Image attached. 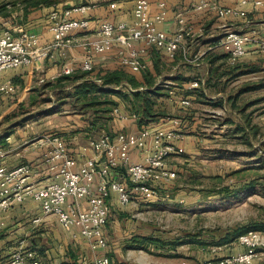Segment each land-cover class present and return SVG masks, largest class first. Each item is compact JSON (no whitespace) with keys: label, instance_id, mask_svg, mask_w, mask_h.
<instances>
[{"label":"crops","instance_id":"1","mask_svg":"<svg viewBox=\"0 0 264 264\" xmlns=\"http://www.w3.org/2000/svg\"><path fill=\"white\" fill-rule=\"evenodd\" d=\"M200 1L202 0H164L163 20L157 24V28L168 33L175 32L178 28V17H182L184 23L190 28L191 34L185 37L180 45L181 49L177 52V57L181 61L176 62L167 59L165 54L157 47L146 49L141 57V61H143L146 68L152 73L154 70L153 62L160 63L164 61L165 63H171L170 72L159 75L156 84L166 79L165 82L167 83L164 86H167L166 84L177 85L178 81L176 82L172 77L178 74L187 78L192 77L193 79L190 81H198L197 87L189 88L188 84L190 81L180 83L181 87H171L169 93L172 95L169 96V100L173 103L176 102L177 105L179 99L181 101L188 99L190 102L189 106L195 105V102H203L201 100L202 97L208 99L219 98L225 102L226 99L223 97L222 92L225 91L229 83L240 79L242 76L257 72L264 73V52H259L256 45L249 44L247 53L235 66L229 63L228 56L221 47L223 35L227 31H254L256 36H261L264 33V4L255 5L254 2L258 0H203L216 2L219 6L223 7H236L243 13L239 17L220 18L212 9H194L193 5ZM84 2L87 3L88 1ZM149 2L150 16L153 17L160 10L157 5L158 0H149ZM88 3H91V7L85 13L74 12L71 16L74 18H88L90 20L89 27L85 31L72 34L76 42L66 48L63 54L55 53L54 57L51 58L36 59L31 64L0 71V86L9 82L17 88L16 94L12 97L0 93L1 158L9 168L23 163L30 164L32 166V174L29 177V181L32 183L43 184L51 179L46 165L41 160L42 153L47 148V145L43 144L44 138L48 134L54 133L60 136L65 141L69 153L75 157H90L94 155V152L87 147L88 141L92 139L90 138L92 135L85 129L84 123L86 122L80 120L78 114L68 115V111H65L61 121H58V118H56L52 124L44 123L47 120H51V117L48 115L44 116V119H42L44 121L39 118L36 120L32 118L26 119L24 118L26 116L17 117L15 122L22 120L24 123L23 126L16 128L13 133L4 136L2 131L8 126V123H4L2 119L3 114L7 111L6 109L15 108L18 104L29 105L31 103V107L38 106L39 103L37 101L39 97L37 94H40V92L49 90V93L58 95L60 92H67L68 88H72L81 82L80 80L72 83L71 86L68 85V79H62V77H67L68 75H62L61 68L64 63L70 60L77 68L74 74L83 73L79 66L84 57V51L79 42L84 39L96 37L97 26L101 20L109 19L115 23H131L133 20L135 0H99L96 3H93V1ZM111 3L115 4L114 8L110 7ZM52 9V7L41 8L32 12L30 15L28 14V18L23 24L24 29L28 33L37 37L39 46L45 45L52 40V32L49 29L50 21L48 19L49 12ZM3 31L0 30V33ZM135 46L138 48L143 47L142 43H135ZM120 48L119 43L114 42L109 50L93 57V69L89 73L92 78L107 71L120 69L133 75L138 81H143L142 71L133 73L120 65L119 52L122 50ZM181 50H185L187 59L190 60L189 62H185L190 64L189 67L180 66L184 57ZM206 80H209V85L212 86L207 85ZM209 91L215 92V94L208 96L207 92ZM181 101L178 106L183 110L182 115L177 118H160L158 121L149 122L146 125L173 127L171 123L172 119H177L180 122L178 128L184 133V138L177 142V144L183 148V153L173 155L168 160V164L176 168L177 176L179 174L178 172H180L177 164L181 158L185 156L186 159H184V162H189L190 160L188 158L200 156V153L202 155L201 147L199 146L202 140H206L204 138L206 135L201 133L202 130L199 128V124H202L203 120L199 118L197 112L192 110L190 112L189 106L181 105ZM64 105L62 104L60 108H63ZM52 106L50 105V107ZM112 123L114 129L110 131L111 135L118 131H137L140 128L137 120L132 118L125 120L114 119ZM230 125L234 126L233 130L237 127V125H233V122ZM255 125L260 129L259 126H263L264 124L256 123ZM240 128L242 127H237V131H242ZM101 131L103 130L95 132L99 134ZM220 132L218 131V133ZM205 152L208 153V156H216L218 154L217 150ZM225 154L231 155L232 153L226 150ZM131 159L133 161H140L141 156L137 151H133L131 153ZM176 159L177 163L174 164L173 162ZM257 187L258 185L256 184L255 186L253 182L251 185H246L244 189L239 190L240 193L242 191V194L246 195V198L242 202L250 200L249 198L252 195L257 196L259 194L258 189H256ZM164 188L163 192H168L171 187H169V190L165 186ZM244 191H246V194L243 193ZM175 195L182 197L181 201H183V197L189 198L192 203L199 200L198 192L197 195L191 194L187 197L182 190H178V193ZM238 196L234 197L242 200ZM161 200L163 199L160 198L155 202L143 201L121 205L117 201L116 194L112 193L109 199L110 214L108 219L114 218L112 223L113 227H116L118 222L115 221L119 220V218L129 221V219L137 215V213L130 214L127 212H134L141 204H158L162 202ZM172 201H175L174 197ZM37 217H40L41 221L34 222V219ZM0 222L4 224L3 229L0 231V264L7 260L9 255L19 247L34 251L40 264H80L82 261H92L95 257L103 255L109 257L110 264H114L115 262H124L126 264H201L207 261L213 263L219 258L244 251V248L235 239L229 243L209 247L208 250L193 248L185 252L178 250L176 247L175 250L168 251L170 253H176L177 256L173 257L165 256L167 254L160 253L159 250L156 251V254L153 252L149 253L130 246V239L132 237L149 235L138 232L139 229L135 230V228L126 222V226L128 227H125L124 230L120 229V227L114 230V239L112 240L108 229V221L104 228L108 240L107 248L92 251L83 237L75 235V229L66 231L59 225L55 216L43 215L39 203L31 197L26 198L22 202L13 203L6 210H0ZM262 233L264 235V232ZM110 240L112 241L111 244H109ZM151 251L154 250L151 249ZM252 264H264V247L257 250V255Z\"/></svg>","mask_w":264,"mask_h":264},{"label":"built area","instance_id":"2","mask_svg":"<svg viewBox=\"0 0 264 264\" xmlns=\"http://www.w3.org/2000/svg\"><path fill=\"white\" fill-rule=\"evenodd\" d=\"M263 5L264 0L254 2ZM159 12L150 16L149 0H135L133 20L131 23H115L103 19L98 23L97 36L79 42L84 51L80 63L82 72H91L93 57L109 50L114 42L121 46L119 52L120 65L131 72H141L146 66L141 61L142 55L150 47L159 48L169 60H174L180 45L190 28L178 17V28L173 33L158 29L157 24L163 20L164 0H158ZM91 4L80 3L69 7L53 8L48 15L52 40L42 46L38 45L35 35L22 27L13 32L4 30L0 33V71L31 64L36 59L54 57L76 42L72 34L85 31L89 27L88 18H74L72 13H85ZM115 7L114 3L110 4ZM194 9L209 8L220 18L239 17L242 11L236 7L219 6L216 2L200 1L193 5ZM135 43H142L138 48ZM249 44L257 46L264 52V33L256 36L254 31H227L223 35L221 47L228 55L231 65L236 64L245 54ZM185 62V50H181ZM76 66L69 60L61 68L62 75L75 73ZM193 80L189 88L197 87ZM15 85L5 83L0 86V93L11 95ZM189 106L188 99L181 102ZM117 111V109H115ZM135 118V115H117V119ZM173 127L142 126L137 131H118L113 135L102 134L97 139H90L87 147L94 155L90 157L71 155L65 141L57 134H48L43 144L47 145L42 153V163L51 177L50 181L37 184L29 181L32 166L28 163L9 168L2 160L0 153V210L8 209L13 203L26 198L35 199L43 215H53L59 225L66 231L75 229L76 234L83 237L92 251L105 249L108 240L104 228L110 214L109 199L116 194L121 205L138 202H155L159 199L162 186L172 183L177 177V170L168 164L173 155L183 153L177 142L184 138L178 127L177 119L171 121ZM137 151L140 161H133L131 153ZM163 189V188H162ZM41 221L40 217L34 222ZM0 222V231L3 229ZM237 243L244 251L201 264H252L259 248L264 247V235L260 231L248 230L237 238ZM2 264H40L34 251L19 247L14 250ZM80 264H110L107 255L95 257L92 261Z\"/></svg>","mask_w":264,"mask_h":264},{"label":"rangeland","instance_id":"3","mask_svg":"<svg viewBox=\"0 0 264 264\" xmlns=\"http://www.w3.org/2000/svg\"><path fill=\"white\" fill-rule=\"evenodd\" d=\"M84 1L99 2V0H0V6L7 5V9L10 11L9 16L6 18L0 17V30L15 32L18 27L24 29L23 24L28 18L27 15L38 9L49 7L63 9L71 5L82 4ZM25 5L26 8L29 7L26 9L27 15L26 11H21V8H25ZM157 64L160 75L170 72L171 63L163 61L157 62ZM87 73L85 75L81 74L84 79L93 80V83L101 86L102 82L97 79V75L92 78L89 74L90 72ZM164 83L167 82L164 81ZM71 84L68 79V85L71 86ZM166 85L168 87H164L163 89L166 90L162 91L164 97L154 100L156 103L152 108L153 113L178 117L183 112L178 106L181 100L179 99L178 105L176 102L173 103L169 100V96L172 94L168 92L171 89L170 87H176V85ZM253 85H262V87L247 90V87ZM15 89V92L9 95L10 97L16 94L17 88ZM49 92L47 90L37 94L39 97L38 106L31 107V103L29 105L18 104L15 108L6 109L7 111L3 114L2 119L4 123H8V126L2 130L3 136L13 133L16 128L24 125L22 120L15 122L17 117L26 116L24 117L26 119L32 118L36 120L39 118L42 120L44 116L48 115L51 120H47L44 123L52 124L56 118L61 121L65 111H68V115L78 114L80 120L86 122L84 123L85 129L92 135L90 138L97 139L102 134L111 133L110 131L114 129L112 122L117 119V115L121 114V112L125 115H133L130 112L129 101H123L110 94H97L96 96L97 101H108L109 103L95 105L94 107H84L85 103L89 104L93 96L88 95V97L84 98L82 93H75L74 87L68 88L67 92H60L59 95ZM207 94L211 96L215 92L209 91ZM222 95L226 99L225 102L219 98L208 99L202 97L201 100L203 102H195V105L189 106V111L197 112L199 118L203 120L202 124H199V128L202 130L201 133L206 135L204 137L206 140H202L199 146L201 147L202 155L200 153V156L188 158L189 162H184L185 156L181 158L177 164V168H180L177 178L167 186L164 185L168 190L171 187L170 190L163 192V186L160 189L159 199H163L161 200L162 202L153 203L152 205H139L134 212H127L130 214L137 213L135 217L129 219V221L119 218L120 221H115L118 222L116 227H113L112 223L114 218L108 219V229L112 240L114 239V230L118 229V227L124 230L125 227H128L126 226L127 222L135 230L139 229L138 232L158 237V239L165 241L167 244L198 235L200 243L179 245L177 249L185 252L193 248L208 250L209 247L217 246L215 242L221 236L236 228H240L241 225L264 222V125L259 126L261 130L255 125L256 123L264 124V73L257 72L234 80L227 85ZM62 104L65 105L59 109V113L49 114L50 105L55 108L60 107ZM108 118L110 119L109 122H107ZM134 119H136V116ZM231 122L237 127H242L240 128L242 131H237V127L233 130L234 126L230 125ZM229 126L231 128L227 129L226 127ZM94 130L103 131L96 134ZM218 131L221 132L218 133ZM215 150L218 153L216 156H208V153L205 152ZM226 150H229L232 154H225ZM174 161L173 163L176 164L177 159ZM253 182L255 186L256 184L258 185L256 189H258L259 194L257 196L252 195L247 202H242L246 198L242 191L238 196L242 200L234 197V195L226 197L222 194H215L222 187L232 191L242 190L246 185H251ZM240 186L241 188H239ZM178 190H182L187 197L191 194L197 195L198 192L199 200L192 203L189 198L183 197V201H181L182 197L175 195ZM243 193L246 194V191ZM172 196L175 201H172ZM111 243L112 241L110 240L109 244ZM166 247V250H159V252L168 253V247L171 246ZM152 249L154 250L152 252L156 254V250Z\"/></svg>","mask_w":264,"mask_h":264},{"label":"trees","instance_id":"4","mask_svg":"<svg viewBox=\"0 0 264 264\" xmlns=\"http://www.w3.org/2000/svg\"><path fill=\"white\" fill-rule=\"evenodd\" d=\"M6 6L7 5L0 6V17L6 18L7 16H9L10 11L7 9ZM28 8H26V5H25V8L22 7L21 11L22 12L26 11V15H27L26 9ZM173 61L179 62L181 60L179 59V57H177V54H176ZM235 65L236 64L232 66H235ZM180 66L189 67L190 64L185 63V61H183L182 59ZM153 68L155 71L154 74L151 73L146 67L142 70L143 81L141 82L138 81L133 75H130L120 69L113 70V71H107L103 74H98L97 79L101 80L102 82L101 86H99L97 83H93L92 82L93 80L91 81L90 79H84L83 75L81 74H84V75L88 74L87 72H83L79 75L73 74L67 77H62V79H69L71 83L81 80L79 84H76L75 86H73L75 88V93L77 94L82 93L84 98L88 97V95L93 96V99L89 101V104L85 103L84 107H92V106L94 107L95 105L109 103L108 101H103V102L97 101V97H96L97 94H103V95L110 94L112 96H116L122 99L123 101H129L130 112L136 116L138 126L142 127V126H146L149 122L158 121L160 118H166V117L177 118V117H172L170 115H161L159 113L157 114L153 113L152 108H153V105L156 103V101L154 100L156 98L159 99L161 97H164V93H162V91L164 92V90L166 89H163V88L168 87V85L164 86L165 85L164 79H163L164 80L163 83H161L162 82L161 81L160 83L156 84L157 77L160 75L159 70H158V64L156 61L153 62ZM172 79L175 80L176 82L178 81L176 86L181 87L180 83L184 81H190L193 78L183 77L181 74H178L176 76H173ZM206 83L207 85H209L210 84L209 80H206ZM209 86H212V85H209ZM260 87H262V85H253V86L247 87V90L258 89ZM52 107H50L48 110L49 114L57 113L60 109V107H55V108H52ZM94 111H97V110H94ZM109 121L110 119L108 118L107 122ZM238 190L239 189L232 191V190L227 189L226 187H222V189L216 192L215 191L213 192H215V194H222V195H225L226 197H229L231 195L238 196L240 193V191ZM248 230H256V231L264 232V222L250 224V225L246 224L244 226H241L240 228H236L233 231L228 232L226 235H224V237L218 239L217 242H215V244L221 245V244L234 241L235 239L238 238L240 234L245 233ZM197 236L198 235H194L191 238L186 237V239H181L180 241H175L169 244H167L165 241H162L161 239H158V237L134 236L130 239V242H131L130 246L135 249H142L149 253L150 252L152 253L151 251L152 248H154L157 251V250H166L165 249L167 248L166 246H171V247H168L169 248L168 251H170V250H175V248L179 245H183L187 243L189 244L200 243ZM165 254H167L165 256H168V257L177 256L176 253L168 252ZM114 264H126V263L115 262Z\"/></svg>","mask_w":264,"mask_h":264}]
</instances>
